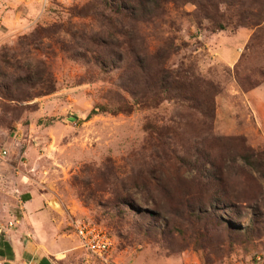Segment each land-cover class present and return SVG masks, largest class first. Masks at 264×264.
Segmentation results:
<instances>
[{"label":"rangeland","instance_id":"1","mask_svg":"<svg viewBox=\"0 0 264 264\" xmlns=\"http://www.w3.org/2000/svg\"><path fill=\"white\" fill-rule=\"evenodd\" d=\"M158 1L135 19L103 0H0V149L45 196L59 264H264V40ZM164 70L187 89L164 91ZM79 221L112 238L107 260Z\"/></svg>","mask_w":264,"mask_h":264},{"label":"crops","instance_id":"2","mask_svg":"<svg viewBox=\"0 0 264 264\" xmlns=\"http://www.w3.org/2000/svg\"><path fill=\"white\" fill-rule=\"evenodd\" d=\"M236 58L232 51L226 54L231 63ZM21 163L10 150L0 149V258L11 264H59L48 251L52 246L44 225L46 198L27 186ZM8 222L13 225L8 226ZM74 235L79 242L75 230Z\"/></svg>","mask_w":264,"mask_h":264},{"label":"trees","instance_id":"3","mask_svg":"<svg viewBox=\"0 0 264 264\" xmlns=\"http://www.w3.org/2000/svg\"><path fill=\"white\" fill-rule=\"evenodd\" d=\"M181 3L191 2L196 6L197 12L201 13L204 18L210 19L215 23L218 29L225 28L226 23H234L240 26H248L254 28V32L250 37L248 47L251 46L253 40L260 44L264 40V0H172ZM104 4L111 8V10L126 18H141L147 17L153 12V8L159 6L158 0H103ZM153 2L152 7L148 6ZM264 83V65L257 68ZM259 82L248 79V86L253 88ZM160 85L164 91L186 88L183 84L171 73L164 70L160 78ZM183 88V89H182ZM53 88L48 89L46 93L52 91ZM187 89V88H186ZM189 90V89H188ZM131 104H123L115 108H108L100 105L98 109H92L91 114L99 111L116 112H130L132 110ZM246 162H249L246 156H241ZM222 201V198L217 197L216 202ZM243 229L242 231H244Z\"/></svg>","mask_w":264,"mask_h":264},{"label":"built area","instance_id":"4","mask_svg":"<svg viewBox=\"0 0 264 264\" xmlns=\"http://www.w3.org/2000/svg\"><path fill=\"white\" fill-rule=\"evenodd\" d=\"M2 154H6V151L2 150ZM12 225V222H8V226ZM1 233L2 230L0 228V234ZM75 234L78 237L81 248L96 259L107 260V256L113 248V240L106 231L92 222L79 221L75 224ZM0 264L11 263L0 258ZM241 264L250 263L245 262Z\"/></svg>","mask_w":264,"mask_h":264}]
</instances>
